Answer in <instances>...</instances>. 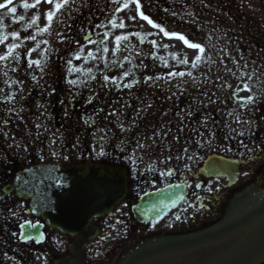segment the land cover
I'll return each mask as SVG.
<instances>
[{
    "label": "rangeland",
    "instance_id": "374dc122",
    "mask_svg": "<svg viewBox=\"0 0 264 264\" xmlns=\"http://www.w3.org/2000/svg\"><path fill=\"white\" fill-rule=\"evenodd\" d=\"M70 2L72 3V7L77 6L76 10L79 14H85L88 10L87 1L84 4H81L79 0L67 1V3ZM122 3V5L118 4L114 7V15L116 14L118 16V23L115 26H110L111 28H107V30L110 29L111 38L109 39L107 37L105 43V45L110 46L114 52L120 54L121 61L114 63L115 54L108 52L106 73L109 77H116L121 85L134 84V82H137L138 80L150 77L153 73L152 65L148 61V54H144V50L141 48L138 49V51H142L141 53L132 54L126 49L129 46L122 41L121 50L118 51L115 49L114 43L117 41L116 37H122L123 32L126 33L128 31L133 36H136L137 34L143 35L146 36V38H149L150 41L155 42L154 52L158 56L167 60V71L184 73V75H180L181 77L189 76L190 74L193 76V74L197 73L195 68L198 69L200 67L201 71L214 69L224 73L226 69H221L215 61H223L226 58L225 55L229 50V47H231V52H233L236 47H239V43L244 41V39L253 40L251 37L254 36V32H256V36L259 38L252 41V48L257 46V44L261 46L264 39V0H234L236 5H233L234 3H232L235 8L232 16H229L227 12H225L226 6L228 7L227 4H231L230 1L225 2L220 0L217 13L214 15L216 20L215 24L208 30L204 29L197 38H194V35H191V43H199L203 45L205 48L204 53H198L196 50L191 49L188 45L184 44L179 38L166 36L161 30L150 25L147 20L142 18L135 2L124 0ZM125 5H127V7H125ZM222 5L225 7H222ZM52 10V4L40 5L31 11L30 19L32 20L34 16H37V20L40 19L42 21L40 26H45L49 23V20H47V14ZM132 17H135V19ZM121 24L126 26L125 30L121 29ZM15 34L17 35V33ZM16 35H14V33L10 34L7 38L9 40L7 45L14 43L13 39L17 38L15 37ZM37 35L36 32H29L27 38H34ZM26 44L28 56L25 59L23 67L19 70V76L23 75L29 82L33 81L34 76L37 75V81L39 83L45 82L44 85L50 87L51 85L53 86V82L50 81L52 76L68 72L70 75V83L73 82L75 85L88 84L90 86L93 83L91 77L98 73V65L93 64L92 68L94 69L92 75L89 74L87 76L86 74L88 68L87 61L93 58L94 54L97 53L99 49V41L92 46H87L88 48L83 49L78 46L76 42L74 44H69L61 30H58V32L54 34L49 32L42 34V36H39L37 43L32 42V47H30L29 41H27ZM248 48L251 49V47ZM197 55L201 56L200 60L195 59ZM14 70L17 71L18 67ZM19 76L17 75V80L20 79ZM206 76L208 77L204 80ZM199 78L201 84L211 85V83L217 82L219 77L215 71H212L210 74L205 73L202 77L199 76ZM10 80L13 81L10 88L16 90L20 85L19 81H15L12 76H10ZM227 82L223 83L226 84ZM95 84L99 85L100 82H95ZM25 88L28 89V87ZM238 88L241 89L238 95H242L243 97L252 95L256 90L252 86H250V91L243 90L241 86H235L231 83L229 91L233 92L234 89ZM47 114L48 112L43 111L42 108L37 110L35 108L31 109L27 120L34 124L35 127H26V132H28V128L31 130L34 129L39 139L42 138V133H45L46 137L54 136L51 129H49L48 132L45 130L47 129L46 126H49L50 124ZM110 120L113 119L110 118ZM36 127L37 129H35ZM32 136H34L33 131ZM99 140L100 138L98 137L97 141ZM58 168H60L58 165L44 164L40 166L38 170H34V168L28 169L26 173L31 174L36 171L45 172V170H47V173H50ZM7 192L14 197L20 195V191L16 184H13L12 188L6 189V193ZM245 202L246 205L236 208V211L254 204L249 203V200H246ZM120 204L121 203H118L117 206ZM27 209L38 212L36 205L30 201L27 203ZM22 215H25V212H23ZM31 216L33 217L35 215L31 213ZM38 216L40 215L38 214ZM35 217H37V215ZM9 225L10 224H8V226ZM93 225L94 223L84 227V231L90 235L95 234L96 230ZM161 229V226H158L155 228L154 232H159ZM83 238L84 236H82V239ZM72 245L68 247V254H64L67 256L61 259V262L59 261L58 264L71 260L72 264H79L78 254L80 249L75 251L72 249ZM118 257L120 259L122 255ZM115 263L116 262H108L107 264Z\"/></svg>",
    "mask_w": 264,
    "mask_h": 264
},
{
    "label": "flooded vegetation",
    "instance_id": "af4514ba",
    "mask_svg": "<svg viewBox=\"0 0 264 264\" xmlns=\"http://www.w3.org/2000/svg\"><path fill=\"white\" fill-rule=\"evenodd\" d=\"M15 13H9V15L2 14L0 11V32L4 35L9 33L10 29H16V27L27 23V13L30 8V2H15ZM27 5V6H25ZM40 19L37 20V16L28 23L29 27H35L37 24H41ZM221 179H216V189L212 188L210 191L198 192L195 196H190L188 205L193 206V200H200L202 203L207 199L221 205L220 202V186ZM253 184H257L253 187ZM232 188H242L243 191L249 192L253 188H264V152L260 151L256 154H250L244 159V165L240 170V175L236 185ZM237 191H241L238 189ZM187 209V208H185ZM184 210V209H183ZM242 245V244H240ZM236 254V253H235ZM237 258L230 257L231 264H264V223L255 226L246 234L243 240V249L241 254ZM216 264H219L217 262Z\"/></svg>",
    "mask_w": 264,
    "mask_h": 264
},
{
    "label": "water",
    "instance_id": "95a60500",
    "mask_svg": "<svg viewBox=\"0 0 264 264\" xmlns=\"http://www.w3.org/2000/svg\"><path fill=\"white\" fill-rule=\"evenodd\" d=\"M214 166L218 165L214 168V172H221L222 170L229 168L225 162H214ZM210 168V170H212ZM181 188L177 186H169L165 189L151 192L145 194L142 197L139 205L136 207V213L138 217L147 216L148 219H154L162 215L167 209L171 206L175 205V203L181 198ZM264 216V204L258 208L251 215L246 216L241 221L235 224V226H229L227 229L221 231L209 230L202 234H198L192 237L172 240L170 242H166L163 244H159L156 246H152L150 248L139 251L134 254L130 260L125 262L124 264H140L141 262L153 258L155 256L181 252L185 250L194 249L209 243L218 242L221 239H224L238 230L244 228L250 223L254 222L258 218Z\"/></svg>",
    "mask_w": 264,
    "mask_h": 264
},
{
    "label": "snow or ice",
    "instance_id": "6c2138e0",
    "mask_svg": "<svg viewBox=\"0 0 264 264\" xmlns=\"http://www.w3.org/2000/svg\"><path fill=\"white\" fill-rule=\"evenodd\" d=\"M37 3H39V0H36ZM138 2V0H137ZM11 3H12V0H5L4 3H0V9H5L7 13H15L16 9L14 7L11 6ZM48 3L49 4H52L53 3V0H48ZM67 3V0H57V2L55 3V11H59L62 7H64ZM27 6V5H25ZM35 6V5H33ZM125 7H127V5H125ZM53 16H54V13L52 11H50L48 14H47V19L49 21H51L53 19ZM133 19H135V17H132ZM142 18L144 20H147L148 23L150 25H153L154 27H157L159 28L160 26L158 24H155L154 21H152L148 16L146 15H143L142 14ZM14 35H16L14 33ZM165 35L166 36H177L180 40H182L184 42V44L188 45L191 49H194L196 50L198 53H204L205 52V48L203 45L199 44V43H189L188 41V38H186L183 34H169L167 32H165ZM117 41H120L122 39V37H116ZM4 57L0 56V59H3ZM196 60H200L201 59V56L200 55H197ZM184 75V73H169V75ZM243 90H248L250 91V86L245 82L243 83ZM241 99H246L248 102H252L253 101V97L251 95H249L248 97L244 98V97H241ZM21 227H24L23 225ZM24 238L25 240H32L33 237L28 234L27 232L24 233Z\"/></svg>",
    "mask_w": 264,
    "mask_h": 264
},
{
    "label": "bare ground",
    "instance_id": "6f19581e",
    "mask_svg": "<svg viewBox=\"0 0 264 264\" xmlns=\"http://www.w3.org/2000/svg\"><path fill=\"white\" fill-rule=\"evenodd\" d=\"M37 182H38L37 178H29L25 181V183L27 185L31 184V183H37ZM92 182H93V179L90 180V178H89L88 182H86V184H85L84 190L80 193H73L71 197L73 199L74 198H81V197H90V196L96 195L97 193L103 191L104 188H99V184H97L96 182H94V183H92Z\"/></svg>",
    "mask_w": 264,
    "mask_h": 264
}]
</instances>
